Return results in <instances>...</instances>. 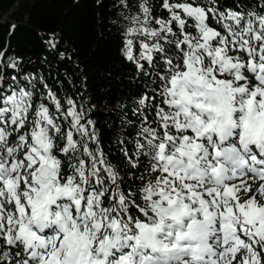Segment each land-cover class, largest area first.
Segmentation results:
<instances>
[{
	"label": "snow or ice",
	"instance_id": "6c2138e0",
	"mask_svg": "<svg viewBox=\"0 0 264 264\" xmlns=\"http://www.w3.org/2000/svg\"><path fill=\"white\" fill-rule=\"evenodd\" d=\"M120 7L121 51L153 85L120 167L83 104L5 66L0 264L14 248L16 264H264V0Z\"/></svg>",
	"mask_w": 264,
	"mask_h": 264
},
{
	"label": "trees",
	"instance_id": "16d2710c",
	"mask_svg": "<svg viewBox=\"0 0 264 264\" xmlns=\"http://www.w3.org/2000/svg\"><path fill=\"white\" fill-rule=\"evenodd\" d=\"M223 2L230 7L233 0ZM245 3L252 8L260 0ZM123 11L120 0H0V77L7 71L10 80L17 70L19 78L43 77L60 97L77 99L89 110L101 147L117 167L119 141L131 139L123 123L135 119L131 98L153 87L121 51ZM50 38L57 42L54 51L46 43ZM13 62L17 70L5 67ZM126 171L125 166L122 175ZM132 183L130 173L125 184ZM5 251L2 246L0 254Z\"/></svg>",
	"mask_w": 264,
	"mask_h": 264
},
{
	"label": "rangeland",
	"instance_id": "374dc122",
	"mask_svg": "<svg viewBox=\"0 0 264 264\" xmlns=\"http://www.w3.org/2000/svg\"><path fill=\"white\" fill-rule=\"evenodd\" d=\"M249 182L252 183L253 191H255L256 187H258L259 182H252V181H249ZM1 249H2V244L0 243V250ZM17 252H21L20 257L16 256ZM26 256H27V253H24L22 248H14L11 250V259H12L13 264H16V261L18 259L22 261L24 258H26Z\"/></svg>",
	"mask_w": 264,
	"mask_h": 264
}]
</instances>
